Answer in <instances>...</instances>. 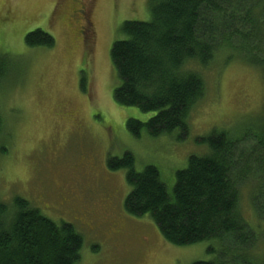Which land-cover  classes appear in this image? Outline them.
<instances>
[{"label":"rangeland","instance_id":"obj_1","mask_svg":"<svg viewBox=\"0 0 264 264\" xmlns=\"http://www.w3.org/2000/svg\"><path fill=\"white\" fill-rule=\"evenodd\" d=\"M150 2L0 0V57L11 66L0 90V204L11 216L21 197L53 222L74 226L83 237L77 264L214 260L208 251L214 244L174 246L150 218L129 215L127 170H111L108 160L130 152L137 172L157 167L172 190L189 158L209 153L203 139L224 130H254L264 121L262 73L241 61L227 63L219 53L207 67L189 66L203 77L205 95L190 112L185 138L178 131L151 138L144 130L140 139L127 133L129 119L146 122L155 114L117 105L120 80L110 52L124 38V22L150 19ZM37 30L51 35L55 45L28 47L26 35ZM250 165L239 205L256 230L254 190L261 174Z\"/></svg>","mask_w":264,"mask_h":264},{"label":"trees","instance_id":"obj_2","mask_svg":"<svg viewBox=\"0 0 264 264\" xmlns=\"http://www.w3.org/2000/svg\"><path fill=\"white\" fill-rule=\"evenodd\" d=\"M150 9L148 21L124 22L119 31L124 38L112 45L110 59L120 80L114 100L155 114L146 122H126L135 139L144 130L151 138L176 131L185 138L190 112L205 95L204 79L190 64L207 67L222 53L227 63L244 62L264 78V0H151ZM25 40L30 48L55 45L41 30ZM10 68L9 60L0 57V90ZM2 129L0 114V141ZM202 142L209 153L190 157L176 173L172 190L157 167L137 172L130 152L110 158L111 170H127L131 191L125 211L150 218L174 246L214 244L208 249L214 260L194 264H264V121L257 129L224 130ZM251 163L261 174L254 190L256 230L249 228L239 205L240 185L250 176ZM14 208L10 216L0 204V264L80 261L83 237L74 226L53 222L21 197L15 198Z\"/></svg>","mask_w":264,"mask_h":264},{"label":"flooded vegetation","instance_id":"obj_3","mask_svg":"<svg viewBox=\"0 0 264 264\" xmlns=\"http://www.w3.org/2000/svg\"><path fill=\"white\" fill-rule=\"evenodd\" d=\"M120 133L121 132H116V136L120 139ZM128 133V132H127ZM146 244L148 245V243L146 242Z\"/></svg>","mask_w":264,"mask_h":264}]
</instances>
